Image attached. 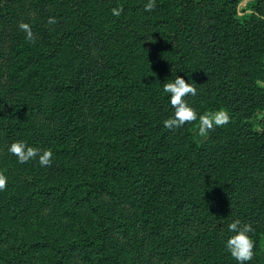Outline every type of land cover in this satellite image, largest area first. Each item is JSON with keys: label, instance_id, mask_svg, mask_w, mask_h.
<instances>
[{"label": "trees", "instance_id": "obj_1", "mask_svg": "<svg viewBox=\"0 0 264 264\" xmlns=\"http://www.w3.org/2000/svg\"><path fill=\"white\" fill-rule=\"evenodd\" d=\"M244 1L0 0V264H236L234 219L264 264V0ZM175 74L230 115L201 144L163 126Z\"/></svg>", "mask_w": 264, "mask_h": 264}, {"label": "clouds", "instance_id": "obj_2", "mask_svg": "<svg viewBox=\"0 0 264 264\" xmlns=\"http://www.w3.org/2000/svg\"><path fill=\"white\" fill-rule=\"evenodd\" d=\"M156 6V0H147L144 5L145 12H151ZM123 12L120 6L111 9V14L119 17ZM264 19V17H259ZM55 17L48 18V24H55ZM19 29L25 33V39L34 42V35L28 23L20 22ZM162 92L167 95L168 103L172 108V115L163 121V126L169 130L182 128L186 123L196 122V135L204 138L210 131L222 127L230 122V115L225 109L205 111L198 113L187 102L185 97L196 96L197 89L189 80L179 75L174 79L162 83ZM6 151L16 157L19 164H27L36 160L41 167H47L52 163L53 152L48 148L29 145L25 140L17 139L11 141ZM8 183L7 176L0 172V192L4 191ZM255 229L250 223L234 219L227 224L228 235L223 240V246L227 253L236 261V264H248L253 260L255 242L252 233Z\"/></svg>", "mask_w": 264, "mask_h": 264}, {"label": "rangeland", "instance_id": "obj_3", "mask_svg": "<svg viewBox=\"0 0 264 264\" xmlns=\"http://www.w3.org/2000/svg\"><path fill=\"white\" fill-rule=\"evenodd\" d=\"M247 1H249V0H245L242 5H244L245 2H247ZM262 116H264V110L256 111L254 113V115L252 116V118H251L252 123L256 126V123H257L258 119H260ZM193 135H194V140L196 141L197 144L203 143L206 140V138H207V136L204 137V138H201V137L197 136L195 128L193 129Z\"/></svg>", "mask_w": 264, "mask_h": 264}]
</instances>
